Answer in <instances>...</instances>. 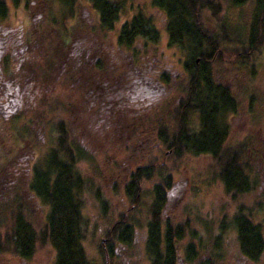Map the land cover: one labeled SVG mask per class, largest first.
I'll list each match as a JSON object with an SVG mask.
<instances>
[{"label": "trees", "instance_id": "1", "mask_svg": "<svg viewBox=\"0 0 264 264\" xmlns=\"http://www.w3.org/2000/svg\"><path fill=\"white\" fill-rule=\"evenodd\" d=\"M11 1L16 3L18 0ZM48 1L35 0V4L43 10ZM73 1L77 0H64L66 8H70ZM86 1L96 15L98 28L110 31L119 14V2ZM150 1L164 15L167 44L178 48L183 72L172 79L168 72H159V79L166 86L165 94L169 95L166 99L171 105L166 108L163 120L155 119L152 137L157 145L141 151L138 156L135 153L140 148L131 147L129 143H139L136 141L146 135L144 111L136 108V103L129 99L127 104L119 102L113 82L105 76L111 62L109 55L101 53L94 27L69 38L63 34H47L46 29L38 28L34 23V33L19 42V48L15 50L20 60L16 74L8 73V70L6 73L14 91L20 93L25 108L31 106L28 109L30 119H23L21 125L24 126L21 127L30 131L36 126L41 127L45 135L49 133L50 140L46 150L29 168L26 160L21 164L18 162L26 156L23 151V157H16V165L11 166V170L4 164L8 158L0 162V250H11L26 260L47 245L53 253L50 264H91L82 241L83 195L87 194L99 213L104 214L106 198L89 177L96 173L101 184L105 175L115 176L116 173L118 176L110 184L103 182L104 189L118 200L121 209L100 238L101 264H115L119 252L132 250L131 228L135 225L143 229L142 249L147 264L217 262L222 256L221 240L227 228L233 231L237 251L243 259L255 262L264 253V225L251 217V212L260 204L240 202V198L253 193L264 180V173L250 162L256 156L250 154L259 155L260 160L264 159V154L257 153L249 144L227 145L229 133L225 120L228 113L236 111V105L228 86L213 72L226 63L234 64L241 57L249 58L250 51L264 42V0H227L232 6L251 4L245 28L237 24V33L232 35L235 44H244V49L235 53L229 51L230 37L226 33L216 36L205 26L212 23L217 27L215 31L223 32L220 20L214 18L220 12L222 0ZM6 8L4 0H0V18L5 16ZM203 17L207 18L206 23ZM156 40L157 30L150 16L140 11L121 22L115 34L116 46L122 49V46L133 44L132 53L136 52L138 42L149 43L152 47ZM220 47L224 49L221 54ZM225 50L232 54H226ZM226 55L229 57L225 58ZM69 87L76 89V94H68L66 88ZM76 95L80 103L84 100L92 107V120L97 121L101 130L105 129L117 141L124 142L120 150L130 156L128 169L120 172L117 164L109 161V165H103V173H99L91 156L86 154L84 144L70 137L62 113L72 107L71 97ZM47 96H57L60 100L56 97L49 101ZM152 111H156V107L153 106ZM129 114L135 115L134 129L126 127L131 121ZM91 117L88 116L89 121ZM184 153L205 156L207 169L219 182L222 192L232 202H238L227 218L217 221L214 231L210 232L205 223L199 229L193 228L187 214L174 223L162 218L171 173L176 168L168 159ZM85 163L92 165L86 171L83 170ZM141 196H145L147 204L139 222L132 214L141 207ZM178 248L182 250L180 256Z\"/></svg>", "mask_w": 264, "mask_h": 264}, {"label": "rangeland", "instance_id": "2", "mask_svg": "<svg viewBox=\"0 0 264 264\" xmlns=\"http://www.w3.org/2000/svg\"><path fill=\"white\" fill-rule=\"evenodd\" d=\"M116 1L119 2L117 20L110 31H102L98 28L96 15L86 0L73 1L70 8H66L67 4L64 0H50L43 10L40 9L38 4H35V0H18L16 3L11 0H4L7 6L6 14L3 18H0V162L8 158L4 163L8 170H11V166L16 165V157H23L22 151L26 153V156L23 159L20 158L18 162L21 164L24 163L23 160H26V166L29 168L38 156L46 150L47 141L50 140L49 133L45 135V130L41 127L36 126L31 131L29 128H22L24 126L21 125L22 120L30 119L31 112L28 113V109L31 106L27 105L25 108L20 93L18 90L14 91L11 82V90L8 89V84L7 86L2 85L9 72L16 74L18 61H20L16 52L12 54L8 52H10L11 47L16 46V49H18L19 42L24 37H30L34 33H32L34 23L36 27L46 29L45 33L47 34H63L64 37L69 36V38L75 36V34L84 33L88 27H94L100 40L101 53L109 55L111 62L106 67L105 76H108L110 82H113V91L118 96L119 102L127 104V99H129V102L136 103V108L144 111L142 117L147 122L146 135L136 141L139 143L132 145L131 141L130 146L140 148L135 153L138 156L141 151L150 150L157 145L152 137L153 130L156 127L155 119L163 120L166 108L171 105L166 99L169 96L165 94L166 86L159 79L158 74L161 71L168 72L172 75L171 79L173 76L180 75L183 72L179 62L181 60L180 54H178V48L167 44L164 15L153 7L150 0ZM250 8V2L232 6L227 3V0H222L220 12L214 18L220 20V24L224 28L222 29L223 32L219 29L215 31L217 27H213L212 23H207L205 26L211 32H214L216 36L226 33L230 37L229 51L231 49V52L235 53L244 49V44H242L243 42L235 44L232 35L237 33L235 32L237 24L245 28ZM136 11L150 16L153 26L157 30V40L152 47H149V43L145 45V43L138 42L135 44L137 45V47L135 46L136 52L132 53L133 44L129 47L122 46V49L116 46L115 34L121 22L128 19ZM35 12L36 15L32 16ZM32 18L35 20L33 21ZM204 22H207V18L204 19ZM5 32H8L7 36H5ZM239 35L241 34L239 33ZM17 39V43L13 42ZM221 49L224 50L220 47L219 54H221ZM224 52L232 54L226 50ZM228 57L229 55L225 56V58ZM241 58L236 60L234 64L226 63L220 68L213 69L214 75L228 86L236 105V111L231 114L228 113L226 116L225 121L228 124L229 133L226 143L228 146L237 143L241 145L249 144L252 149L257 150V153L263 152L264 154V42L250 51L249 58ZM6 63H8V73L2 69ZM39 90L47 91L46 89ZM102 91L101 87V94ZM66 92L76 94V89L69 87L66 88ZM56 97L47 96L46 99L53 101ZM71 98L72 107L69 106L68 110L62 113V117L67 124L66 128L70 137L73 136L84 144L85 152L91 156L98 172L102 174L104 171L103 165H109V161L115 162L120 172H122L121 169H128L129 161H131L130 156L125 155L120 150L121 144L124 142L117 141L105 129H100L99 124L96 123L97 121L92 120L90 114L92 107H88L87 102L82 100V103H80L77 95ZM170 98L172 97L170 96ZM46 99H44V102L47 104ZM56 100H60V98L57 97ZM150 106L152 107L149 108ZM153 106L156 107V111H152ZM13 115L15 116L13 117ZM132 115L129 114L131 121L126 124V127L134 129L136 128L134 124L136 120L135 115ZM88 116L91 117L90 121ZM44 128L47 129V127ZM32 143L34 146H32ZM28 150L30 152H27ZM136 155L134 158H136ZM250 156L253 157V160H250L252 166L256 170L259 169L260 173H264V159L260 160L259 155L255 153H251ZM168 162L176 168L171 173L170 186L167 189L166 202L162 211L163 220L168 219L171 223H174L181 221L187 214L192 219L193 228L197 227L199 229L205 223L210 232L214 231L217 221L220 218H227L234 209L233 206L238 202H232L222 192L219 182L207 169L208 160L205 156H192L184 153L178 158H169ZM19 166L23 168V166ZM88 166L92 165L86 164L83 170L86 171ZM116 176H118L116 173L115 176L105 175V180L101 184L99 183L101 180L97 178L96 173L93 175L91 173L89 177L93 185L100 188L102 195L106 198L105 203L107 206L104 214L99 213L97 205L93 203L87 194L83 195L82 215L85 219L83 220L82 241L91 264H101V255L98 252V247H102L100 238H102L103 232L109 227L112 219L116 217L117 212L121 209L118 200L110 197L109 192L103 187V182L108 185ZM140 199L141 207L132 214V218L139 222L142 220L147 204L145 196H141ZM240 202L244 205L260 204L258 209H255L253 213L251 212V217L253 221L264 225V180L253 193L240 198ZM35 210L37 211V207ZM131 229L133 238L131 247L133 248L129 253H118L117 251L119 260L115 264H125V262L147 264L142 249L141 235H143V229L142 227H136V225ZM223 236L221 240L223 246L221 259L212 264H264V253L255 262L243 259L239 255L233 231L230 228L225 230ZM181 242H185V240ZM179 246L182 247V244H179ZM177 253L180 256L182 250L178 248ZM52 258V250L47 245L38 249L26 260L18 257L11 250H0V264H50Z\"/></svg>", "mask_w": 264, "mask_h": 264}, {"label": "flooded vegetation", "instance_id": "3", "mask_svg": "<svg viewBox=\"0 0 264 264\" xmlns=\"http://www.w3.org/2000/svg\"><path fill=\"white\" fill-rule=\"evenodd\" d=\"M1 32V31H0ZM8 35V32L6 33L5 32V36H7ZM0 38H1V35H0ZM13 42H15V43H17L18 42V39H17V41L15 40V41H13ZM11 47V46H10ZM15 50H16V46L15 47H11V49H10V52H8L9 54H12V53H15ZM2 69H3V71L4 70H6V72H7V70H8V63H6L5 65H4V67H2ZM5 72V71H4ZM8 78V77H7ZM4 84V86H7V84H8V86H9V90H11L12 88H11V84H10V81L8 80V79H4L3 80V82H2V85ZM13 86V85H12ZM11 88V89H10Z\"/></svg>", "mask_w": 264, "mask_h": 264}]
</instances>
